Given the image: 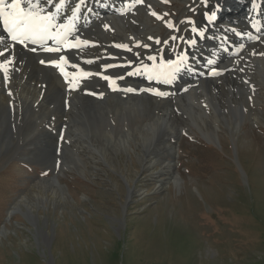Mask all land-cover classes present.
Returning <instances> with one entry per match:
<instances>
[{
	"label": "rangeland",
	"instance_id": "1",
	"mask_svg": "<svg viewBox=\"0 0 264 264\" xmlns=\"http://www.w3.org/2000/svg\"><path fill=\"white\" fill-rule=\"evenodd\" d=\"M147 1L133 14L135 29L144 27L150 33L148 38L158 39V45L151 43L153 49L168 53L164 47L168 44L174 54L182 47L179 39L192 37L191 24L196 22L195 31L207 0H156L153 11L147 10ZM226 1H220L222 9L234 5V0ZM224 15L229 14L223 13L221 19ZM221 31L216 27L206 32L214 40ZM132 47L137 54L127 58L129 63L148 52L144 43ZM254 76L258 82L256 104L250 96H244L249 102L241 94L233 97L224 81L215 86L220 107L210 104L199 121L210 138L191 124L190 115L175 109L178 123L186 127L175 141L176 152L169 156L163 149L162 153L147 151L138 143L134 145L137 139H133L129 140L130 153L104 151L103 159L96 156L85 169L75 156L74 165H65L57 174L64 194L52 199L47 195L52 188L42 182L54 175L45 163L54 155L50 133L46 128L23 138L34 130V124L19 122L24 113L18 101L8 109L13 113L6 115H14L11 118L18 121L19 129L13 128L11 142L2 144L3 149L0 146V264H264V77L256 71ZM208 86L204 84L205 91L212 87ZM244 102L246 107L238 109L237 103ZM54 105V113H35L33 121L53 123L57 111L67 108L58 101ZM142 111L138 114L145 119L155 115ZM29 113L33 114L32 110ZM237 115L240 125L232 128L227 119ZM95 121L92 115L89 123ZM124 122L130 125L131 117L125 115ZM162 127H157L158 133ZM82 128L83 139L91 145H106L102 135L91 138ZM79 137L75 139L83 141ZM84 150L94 153L91 147ZM147 153L157 161L143 168ZM172 157L170 171L178 177V185L167 181L171 174L163 168V162ZM104 158L120 172L108 168ZM128 187L136 190L130 197ZM23 195L28 204L21 202L8 215L12 203ZM27 207L34 219L28 216Z\"/></svg>",
	"mask_w": 264,
	"mask_h": 264
},
{
	"label": "bare ground",
	"instance_id": "2",
	"mask_svg": "<svg viewBox=\"0 0 264 264\" xmlns=\"http://www.w3.org/2000/svg\"><path fill=\"white\" fill-rule=\"evenodd\" d=\"M106 1L110 0H0V146L3 149L2 144L12 140L13 128L19 129L18 121L11 118L14 115L8 117L6 112L13 113L8 109L20 101L24 114H21L19 122L27 124L31 121L34 124V130L23 138L46 128L50 133L48 141L54 147V151L51 150V155H54L45 163L53 168L54 175L42 181L52 188L47 194L50 199L53 195L61 198L64 194L57 174L65 165H74L75 156L80 158V162L82 160L85 169L86 163L93 162L96 156L103 159L105 152L130 153L133 147L129 140L133 139H137L134 145L138 143L147 151L159 150L162 153L160 149H163L169 156L176 152L175 141L186 127L178 123L175 109L190 115L191 124L203 136L210 138L199 121L203 120L209 106H212L210 104L220 107L215 86L222 81L228 85V92L233 97L241 94L245 102L249 99L257 103L258 82L254 72L264 77L263 6L252 5L251 0H238V3L225 6L224 12L218 13V8L211 9V3L206 1L207 10L192 39L187 38L183 50L178 49L174 56H169L162 49L157 55L150 53L129 63L127 58L137 54L132 46L144 43L146 49H153L151 43L159 42L153 34L151 39L148 38L150 33L145 32L144 27L135 29L134 24L137 23L133 21V14L139 5L145 4V0H111L109 7L104 5ZM220 1H217L218 7L221 6ZM153 2L147 1L146 5L150 4L148 11L155 10L156 0ZM226 2L231 3L229 0ZM223 13L229 15L221 19ZM255 18L251 26L250 20ZM15 20L19 23L15 24ZM221 20L223 24H219ZM95 27L99 28L90 32ZM216 27L222 30L221 35L217 34V39L211 40L210 32L206 31H214ZM78 30L81 31L77 33ZM144 32L146 37L142 35ZM242 32L246 34L241 35ZM44 47H52L53 50L43 52ZM205 83L212 85L209 91H205ZM56 101L64 103L67 108L57 111L59 115L56 113L58 117L55 115L53 123L33 121V116L37 117L35 113H54ZM245 102L237 103V108H245ZM30 110L33 114L29 113ZM142 110L155 115L150 118V114L145 119L138 114L143 113ZM92 115L96 121L90 124ZM125 115L131 117L130 125L124 122ZM227 122L236 128L241 118L237 115ZM159 125H163V131L156 137ZM82 126L90 137L102 135L106 145L100 146L98 142L91 145L83 139L85 129ZM79 136L83 141L75 139ZM85 145L91 147L96 155L91 150V153L84 150L89 149ZM151 153L143 158V168L156 163ZM173 160L172 157V160L163 162V168L169 174L174 167ZM105 164L111 170H117L110 161H105ZM78 170L84 172L83 169ZM167 181L179 183L178 177L172 174ZM128 188L130 197L136 190ZM56 190H61V194ZM21 202L28 204L25 195L12 203L8 215ZM27 212L34 219L28 207Z\"/></svg>",
	"mask_w": 264,
	"mask_h": 264
}]
</instances>
